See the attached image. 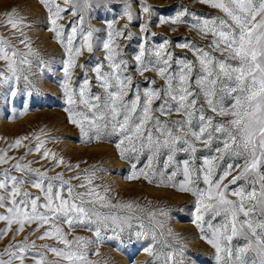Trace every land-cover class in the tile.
Returning a JSON list of instances; mask_svg holds the SVG:
<instances>
[{
	"label": "snow or ice",
	"instance_id": "1",
	"mask_svg": "<svg viewBox=\"0 0 264 264\" xmlns=\"http://www.w3.org/2000/svg\"><path fill=\"white\" fill-rule=\"evenodd\" d=\"M40 2L50 14L52 24L50 30L55 33L56 39L65 46L68 53L63 83L69 104L66 111L69 112L71 122L80 128L81 135L85 138L83 142H91L93 133L95 139H100L105 134L110 136L118 133L122 139L116 147L122 157L129 150L142 153L147 149L150 153L148 160L151 175L144 173V178L150 183L156 182L153 179L156 175L152 170L153 161L158 160L162 150L167 149V160L164 162V169L160 170L159 183L171 184L180 191L191 192L198 197L197 221L200 223L197 227L201 229L202 238L215 248L217 264H249L247 254L250 251L256 252L259 264H264V0H200L201 3L220 9L227 17L202 20L193 14L195 22L191 27L202 37L209 35L212 37L208 45L212 51L186 41L177 47L192 51L196 61L176 58L167 51L171 42L165 40L155 50V61L148 59L145 63V49L142 45L140 55L135 57L138 62L137 71L142 75L151 68L164 81V86L156 88L155 81H152L153 87L146 88L143 96L140 95L137 86L135 98L130 100H125V97L129 94L133 77L122 70L127 67V61L123 58L117 59L113 50V36H123V31L117 33L110 31L108 42L104 43L105 59L111 71H102L103 65L100 64L93 69L103 94L91 93L90 82L85 76L77 98L76 90L70 86L71 70L77 67L76 57L83 49L86 48L89 52L94 50L95 30L90 28L85 33L83 27L78 28L73 24L65 44V30L62 25L57 24V20L61 19L67 10L56 5L53 11L52 0ZM65 3H70V0H65ZM85 7H91L89 0H85ZM71 10L74 16L77 15L75 4ZM143 11L150 15V6L144 7ZM125 12L131 21V12L128 9H125ZM16 13V9H10L3 13L5 19L0 20V24L10 25L15 30L13 35L20 32L23 23V18H18ZM187 15L188 10L185 9L170 20L162 17L160 22L184 23ZM80 21L83 22V15L80 16ZM109 27L111 28V25ZM127 27L125 25V29ZM147 29V24L142 26V31ZM128 35L130 37L131 33ZM77 36L83 38V43L79 47L73 44ZM18 42L25 43V40ZM25 46L32 52L29 44ZM214 52H219L221 56L213 55ZM27 57L28 53H20L12 48L9 40L0 37V60L5 61L9 73L5 76L0 72V84L9 83L13 78L18 81L24 66H31L32 62ZM173 64L176 65L175 69ZM197 64L199 71H196ZM79 67L84 69L86 66L81 64ZM23 79L26 86L31 83L28 76L24 75ZM12 94L16 95V92L13 91ZM225 98L233 99L230 108L226 107ZM157 101L159 103L155 105L154 102ZM78 104L88 109L91 118L87 113L75 111L73 106ZM205 105L215 116L231 118L217 121L214 116L207 114ZM173 114L180 118L172 119ZM84 121L88 122L87 128ZM109 125L111 131L107 132ZM125 141L131 146L130 149L122 147ZM197 143H202L209 150L217 143H221L223 147L216 146V154L204 156L203 164L198 167L196 160L200 149L196 147ZM20 144L21 140L18 139L11 147ZM41 146L42 144H37L35 150L39 152ZM31 151L29 149V152ZM179 152L188 154L189 159L178 161L176 157ZM227 156L240 157L244 160L243 168L229 183L235 184L237 180L244 179L246 185L231 192L229 184L223 181L234 168L240 166L229 163L221 174L219 169L222 165L216 161L223 162ZM43 158L52 159L57 167L64 164L63 158H57L50 150L43 152ZM9 159L11 158L0 153V164H7ZM31 163L34 161H29L28 164L17 161L11 168L0 171V209L5 210L0 213V221H5L8 226L0 229V237H3L13 224L17 225L13 238L24 231L26 224L34 223L36 225L34 231L47 226L38 239H55L64 247L56 248L45 244L40 245V248H46L57 257L67 260L69 264H93L88 259L87 252V245L91 241L84 237L70 240L69 233L76 227L84 226L94 231L97 241H100L101 232L108 227L109 220L116 223L129 220L131 217L103 214L97 205L100 208L123 207L129 210H132L133 205L131 203L112 205L106 199V195L98 191L99 186H92L91 180L94 177L86 176L84 178L86 184L73 185L71 179L80 180L79 175L69 180L63 178V172L48 176L47 172L32 169ZM133 168L135 169V165ZM169 168L172 169L170 174L167 172ZM13 171L21 175H12ZM181 173L184 180L179 184L173 183ZM165 175L167 180L163 179ZM201 176L207 186L205 189L197 186ZM131 178L138 179L139 173L134 171ZM26 184L39 189L41 195L34 196L25 190ZM77 188L85 190L76 191ZM230 195L236 199H229ZM201 206L205 210L204 213L200 211ZM205 214L211 219L206 220ZM216 217H221V221L214 226L212 220ZM205 223L211 230V237L203 231ZM61 224H67L69 232L63 231ZM92 225H95L94 229ZM140 227L143 229V224ZM136 235L139 237L146 233L137 231ZM235 237H241L247 243L243 246H234L232 241ZM155 238L153 231V240ZM36 247L34 241L28 243L27 236L19 243H10L0 252V264H14V261L24 264L29 250ZM145 251L149 255L153 254L151 247ZM4 256L8 258L5 260ZM171 257L170 253L169 259ZM32 259L35 264H48L43 252L35 253ZM179 264H183V260ZM251 264H257V261L253 259Z\"/></svg>",
	"mask_w": 264,
	"mask_h": 264
},
{
	"label": "rangeland",
	"instance_id": "2",
	"mask_svg": "<svg viewBox=\"0 0 264 264\" xmlns=\"http://www.w3.org/2000/svg\"><path fill=\"white\" fill-rule=\"evenodd\" d=\"M90 8L85 7V0H70L66 4L65 0H52L53 11L59 5L67 11L62 14V18L57 20L58 25H62L65 30L64 40L67 42V34L71 33L72 26L83 27L85 33L91 28L93 32V51L89 52L86 48L76 57L77 67L71 70V87L76 90V97H79L80 86L84 83L85 76L90 82V90L93 94H103V89L96 81V73L93 69L98 65H103L102 71H111L108 61L105 59L106 50L104 43L108 42L109 32L117 33L123 31V36L114 35V53L117 59L123 58L127 61V67L122 69L132 76L130 91L125 100L135 98L137 86L139 93L143 96L146 88L164 86V81L151 68L144 71L141 75L137 71L138 62L135 57L140 55L141 46L145 49V63L148 59L155 61V50L163 44L165 40L170 41L167 51H170L176 58H187L196 61L193 52L187 48L177 47L178 44L186 41L194 42L195 45L208 48L212 37H202L191 25L195 22L193 14L203 19L221 17L227 19L225 13L220 9L213 8L209 4L201 3L200 0H89ZM75 4L77 15L72 14V5ZM150 6L151 14L145 13L143 8ZM17 10V17L23 18L20 32L13 35L10 25L0 24V37L10 41L12 48L20 53H28V59L32 62L31 66H24L21 78L17 81L13 78L9 83L0 84V153L11 158L7 164H0V171L19 161L21 164L31 163L32 169H40L47 172L48 176H54L63 172V178L69 180L71 177L79 175L80 180L71 179L73 185L87 183L84 179L94 177L91 180L92 186H99L98 191L106 195V199L112 205H123L131 203L132 210L123 207H97L103 214H115L119 217H131L129 220H121L113 223L108 221V227L101 232V240L97 241L95 232L84 226L76 227L69 233L68 239L84 237L91 241L87 245L88 259L93 264H217L216 250L206 239L202 238L201 229L197 227L198 197L191 192L180 191L171 184L159 183L160 170L164 169V162L167 160V149L162 150V155L158 160L153 161V169L156 175L153 179L156 182L150 183L144 178V173H149L150 153L147 149L142 153H134L131 150L121 156L116 144L122 139L119 134L102 135L100 139H93L91 142H83L80 128L72 123L69 118L68 98L65 94L63 83L65 81L64 68L68 60V53L65 46L56 39L55 33L51 31L50 14L48 9L40 0H0V20L5 19L3 13L10 10ZM128 9L132 14L129 21L125 12ZM187 9L188 15L184 18V23L171 24L161 23V18L171 19L179 12ZM83 15V22L80 16ZM147 24V31H142V26ZM111 25V28L109 27ZM127 25V29H125ZM128 33H131L129 37ZM26 38V39H25ZM25 40V43H19ZM83 43V38L77 36L73 44L77 47ZM29 44L32 52L25 45ZM213 55L221 56L219 52ZM85 65L81 69L79 65ZM176 65L173 64V69ZM196 71H199L197 64ZM0 72L5 76L9 75L6 63L0 60ZM26 75L31 83L27 84L23 79ZM13 91L16 95H13ZM233 99L225 98L226 107L231 106ZM158 105V101L154 102ZM203 104V98L201 97ZM75 111L84 112L91 118L88 109L78 104L73 106ZM208 115L214 116L217 121H226L230 116H215L205 105ZM83 119L82 117H76ZM167 117H161L166 119ZM172 119L180 117L173 114ZM87 128V121H84ZM101 126L103 122L101 121ZM107 132L111 131L109 125ZM24 138V139H21ZM21 144L11 147L17 140ZM37 144H42L40 151H36ZM223 147L217 143L211 150L205 148L202 143H197L200 149L197 152L196 164L199 167L203 164V157L215 155V147ZM122 147H128L127 141ZM29 149L32 151L29 152ZM50 150L55 153L57 158H63L64 164L55 166L52 159L43 158V152ZM27 153V155H26ZM139 156V159H137ZM23 158V159H21ZM176 159L183 161L189 159L188 154L179 152ZM221 164L219 171L223 172L229 163L238 164L239 168H234L231 174L225 178L223 183L229 184V191H234L240 186H245L244 179L237 180L235 184L229 181L237 176L243 168L244 160L240 157L227 156ZM78 165V167H76ZM135 165V169L133 168ZM183 165L181 164V168ZM87 170V172H85ZM171 168L167 170L168 174ZM139 173L138 179L131 178L133 172ZM12 175L20 176L21 173L13 171ZM167 180V175L163 177ZM184 180L183 174H179L173 183L179 184ZM197 186L205 189L203 177L197 182ZM259 186L257 185V188ZM25 190L34 196L41 195L39 189L33 188L30 184L24 185ZM105 189L107 192L105 193ZM85 189L77 188L76 191ZM250 190V189H249ZM65 196L67 193H64ZM229 199L236 197L229 196ZM5 210L0 209V213ZM200 211L204 213L203 206ZM154 214V215H153ZM205 219H211L205 214ZM221 217L212 220L215 226L220 223ZM143 224V229H141ZM5 221H0V229L7 228ZM17 225L13 224L8 232L0 237V252L10 243H19L27 236L28 243L35 242L36 248L30 249L24 260V264H35L32 256L37 252L45 254L48 264H69L62 257H57L46 248L40 245H51L56 248H63L55 239H38V236L47 226L34 231L36 225L26 224L24 231L18 233L13 238ZM63 231L69 232L67 224H61ZM95 228V225H92ZM137 231H143L146 235L137 237ZM153 231L155 240H153ZM203 231L211 237V230L205 223ZM31 233V234H29ZM234 246H243L247 243L241 237H235L232 241ZM255 245V239L253 238ZM151 247L152 255L145 251ZM172 254L169 259V254ZM182 253V255H181ZM249 264L255 259L259 264V258L255 251L248 254ZM4 256L3 259H7ZM19 264V261H14Z\"/></svg>",
	"mask_w": 264,
	"mask_h": 264
}]
</instances>
